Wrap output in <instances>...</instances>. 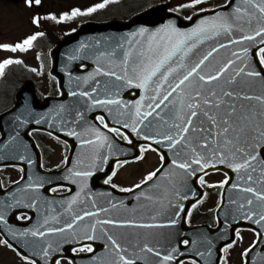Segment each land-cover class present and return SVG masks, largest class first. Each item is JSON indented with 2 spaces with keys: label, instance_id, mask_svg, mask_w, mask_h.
<instances>
[{
  "label": "snow or ice",
  "instance_id": "6c2138e0",
  "mask_svg": "<svg viewBox=\"0 0 264 264\" xmlns=\"http://www.w3.org/2000/svg\"><path fill=\"white\" fill-rule=\"evenodd\" d=\"M24 2L32 7L40 6L42 0ZM109 2L110 0H102L101 3L86 9L77 7L59 17L54 13L49 16L53 20H66L92 13ZM202 2L203 0H188L187 5L179 7H196ZM234 3L235 0H225L223 7L231 8V11L221 10L206 16L189 29L177 27L173 20L154 30L141 27L129 33V38L123 43L116 42L110 51L99 52L94 72L76 78L88 84L90 90L74 91L71 95L83 97L88 111L104 109L106 115L112 117L111 120L106 119L105 115H97L94 122L89 123L85 120V113L78 110L72 119H68L64 115L65 106L60 105V110L55 113L49 110L47 115H40L35 121L37 124H47L49 119H53L59 124L61 131L67 127V134L78 137L79 144L88 153L86 156L81 153L84 159L78 158L72 167L66 169L68 175L64 179L80 185L79 191L67 201L69 212L80 202L82 195L85 201L92 195L87 180L98 166L106 164L112 156L114 136L131 143L133 138L127 131L130 129L148 141L146 148L144 145L140 146L141 154L146 150H155L165 163L148 172L133 188L140 189L141 185H144L148 190L140 192L137 199L142 198L158 205L157 209L150 210L154 211L149 217L153 222L146 223L135 218L117 216L99 219V215L116 209L118 204L109 200L107 207L98 206L93 197L95 210L73 213L70 222H65L63 227H47L44 230L9 228L5 233L6 238L0 243L13 247L14 245L9 243L10 238L27 237L29 234L32 237L44 238L46 233H63L66 229L75 234L76 229L82 227L84 239L95 241L99 238L107 242V254L94 259L91 264H202L199 257L211 256V243L206 236L197 240H177L178 234L175 232L117 234L107 226L113 229L174 227L180 222L182 214L186 222H190L191 213L185 211L182 201L189 200L188 193L192 197H197L198 194L189 184V179L196 177L199 184L204 185L206 169L226 165L235 172L236 180L229 185L231 177L226 176L217 184L229 185L237 195L235 199L231 195L227 198L230 208L225 211V228L229 226V218L239 216L241 220L251 221L261 229H252L257 239L242 253L244 264H250V253L258 245L264 244V0H243V3L236 7H233ZM41 19L39 13L32 17L33 23L37 25L41 24ZM43 35V32H35L21 42L0 43V49L26 50ZM220 37H223L226 43L219 42ZM206 43L208 47H203ZM229 46L235 50L230 51L227 57L221 58L220 50ZM87 47L89 46L85 44L80 45V49ZM70 58L75 60L77 56ZM102 58L107 61V67L100 63ZM21 62L13 57L0 61V76L4 74L6 66ZM101 75L112 79L102 84L96 78ZM132 87L142 89L144 94L136 100H124L120 95L121 90ZM32 115L31 110L26 109L15 119L19 126L23 127L30 123ZM72 125L81 128V131H76ZM18 137L17 132L16 136L9 137L10 144H2L0 147L17 153L20 161L34 164L32 157L25 155L28 145L18 141ZM161 145L173 158H169L167 153L160 150ZM135 158L142 159L143 156ZM169 159V170L162 175L165 183L161 184L157 181L161 179L160 174ZM64 164H68L67 157ZM77 167L86 170H74ZM198 172L201 175L198 176ZM115 175L116 171H112L107 177V182L111 183ZM154 178L157 180L154 181ZM23 179L22 177L21 180ZM149 182L153 183L150 185ZM2 187L0 185V189ZM44 187V177H30L23 188L18 186L15 192L9 193L12 202L8 203L6 199L0 207L11 210L22 204L25 199L29 201V208L36 207L37 202L45 199L39 194V190ZM63 187V184H57L51 187L50 191L55 193ZM123 190L131 192L132 188ZM199 202L198 199L197 203ZM224 203L222 193L220 204ZM122 204V201L119 202V206ZM192 208L195 209L196 204H192ZM85 218H91V222L84 223ZM18 219H25V216L20 214ZM0 223H8L6 214L2 211ZM44 224H48L47 219ZM98 226L102 234L100 237L97 236ZM235 235L240 236V231H236ZM25 243L38 249V257L45 261L51 257L50 264H60L59 245L53 249L52 243L46 240ZM235 243L233 240L225 244L223 251L226 252ZM200 246H204L205 251H200ZM16 249L19 251V246H16ZM71 250L94 252L92 244H82L79 248ZM53 251L56 256H53ZM20 254L27 264H37V260L30 255H24L22 252ZM220 264H227L226 256Z\"/></svg>",
  "mask_w": 264,
  "mask_h": 264
},
{
  "label": "water",
  "instance_id": "95a60500",
  "mask_svg": "<svg viewBox=\"0 0 264 264\" xmlns=\"http://www.w3.org/2000/svg\"><path fill=\"white\" fill-rule=\"evenodd\" d=\"M7 1H16V0H7ZM242 3L243 0H235L233 7H236L237 5H240ZM221 10L231 11V8H224L223 6H221L213 10L197 13L193 15L191 19L186 20L175 13L169 12L168 4H161L156 7H152L140 14H137L128 21H124V22L113 21L110 23H102V24L88 23L86 25H83L76 32L67 35L61 42L58 43V45L52 51L53 67L51 73L57 76V78L59 79V88L62 92L61 95L49 96L46 97L43 101H41L36 95L34 85L32 83H27L22 88H20L16 93V97H15L16 102L13 108L10 111L0 115V132L2 133V138L0 139V145L10 144L9 137L16 136L18 132L19 133L18 141H23L28 145V152L25 153V155L31 156L32 159L35 161L34 164L29 165L27 164L26 161H20L17 158V153L10 151L8 148L0 147V165L19 164L22 165V167L25 170L24 172L25 177L20 183L16 184L7 191L0 189V205H2L6 199L8 203H11L12 201L10 199L9 193L15 192L18 186L20 188H23L24 185L28 182V179L30 177L36 178L37 176L45 178V187L39 190V194L47 201L45 202V199H41L39 202H37L36 207L33 208H29L27 206L29 201L26 199L18 207H13L11 210L0 207V211L4 212L6 214V217L9 218L7 224L0 223V232L4 236L5 233L8 232V228L11 227V223L18 225V228L16 229L19 230L35 229V228H40L41 230H44L47 227H54L49 224L45 225L44 220L47 219L49 223L50 221L49 216L53 215L54 212L57 211L66 212L64 208V203L63 204L61 203L64 202V200H59V198H55L51 196L49 193V189L53 185L65 184V181L62 179V177H56L54 174H46V173L44 174L43 172H41L40 154L35 146V143L29 137V131L32 129H41V130L43 129L50 131L68 141H71L62 134L63 131L60 130L59 124L55 122L53 119H49L47 124L44 122L37 124L35 121L40 118V115H47L49 113V110H51L53 113L60 110L59 109L60 105L65 106L64 115L67 116L68 119L74 117L75 111L71 113L67 110H76V111L86 110L87 106L84 104V98L79 95L72 96L71 93L74 91L79 92L80 90H90L88 84H84L82 80H77L76 78L84 77L87 76L89 72H94L97 64L96 56L98 55V53L101 51H110L116 42L123 43L125 39L129 38L128 35L129 33L135 32L141 27H146L154 30L166 24L169 20H173L175 21L177 27L182 29H189L194 27L199 22L200 19L206 16H211ZM97 41H99V43H97ZM219 42L226 43L223 37L219 38ZM81 44L88 45L89 47L85 49H80ZM203 47H208V44L206 43ZM234 50L235 49H233L231 46L226 47L225 49L220 50V57L221 58L227 57L228 53ZM73 55L77 56V59L75 60L71 59L70 57H72ZM90 58H91L90 68L88 70H82L80 68L81 65L83 64L89 65L88 61H90ZM100 63L105 67L108 66L107 61L103 58L100 60ZM69 73H71V76H69ZM101 76L102 77L98 76L96 78L99 79L102 84L104 81L111 79L104 75ZM143 94H144L143 90L138 89L136 87L125 88L122 89L120 92V95L126 101L139 99V96ZM26 109H30L33 115L30 117L29 124L20 127L15 117L19 113L25 112ZM101 110L103 109H98V111L92 112L91 115L89 116L88 114H85V120L92 121L91 119L92 118L94 119L95 115L98 113L105 115L106 119L108 120L112 119V117L107 116L106 113H104ZM25 114L27 115V113ZM127 131L129 135L133 138L132 140L134 143L126 144L114 138L115 146H114L113 154L109 158V161H107V163L104 164V165H109L110 167L108 169L99 168L98 169L99 174L93 176L94 180L92 187L95 190L107 189L106 186L99 183H101L104 180V178L108 175L115 161L119 159L137 157L140 154V150L138 146L141 143L148 142L144 140L142 136H138L136 133L131 132L130 129H128ZM72 146L73 149L71 153H73L74 150L73 143ZM160 150L165 151L167 149H165L161 145ZM84 152L86 153L85 155H88L85 149ZM168 155L167 156L169 158H173L170 152H168ZM169 167H170V159L168 160L166 167L162 170L161 184H163L164 182V179L162 178L163 172L168 171ZM222 168H224V165H217L215 169H222ZM173 171H175L174 168ZM199 174L200 172L197 173V175ZM231 177L236 178V174L233 170H231ZM156 180L157 178H154V181ZM152 183L153 182H149L150 185ZM189 184L191 185L192 188H195V186H197V178L196 177L190 178ZM229 185L226 188V193H228L233 197L236 195V192L232 190ZM147 190L148 189H146L145 186H142L140 189H136L128 194H118L117 192L116 193L108 192L103 194L101 196V200L99 201H101L102 207H107V202L109 200H111L112 203H117L118 207L110 211H114L115 213H117L120 218L123 217L133 218L136 213L145 214L147 212H149L151 216L154 214V211H150V210L157 209L158 205H154V207H152V203L150 202V205L148 207V204L145 202V200L141 198L140 205H137V207L132 206V204L134 203L133 199H136L137 196H139L140 192ZM182 193H184V191H182ZM18 198L20 197L18 196ZM196 199L197 197H192V199L185 204L186 212L189 206L191 205V203L194 202ZM121 201L123 202V204L122 206H119V202ZM95 202L98 203L97 201ZM86 203H89V201L86 200ZM57 207H60V209H58ZM20 211H27L31 213L33 215L34 221L25 226H22L23 225L22 223L16 222V214L19 213ZM219 218H220L219 227L216 230H214V236L220 235L216 243L217 251H219L220 248L228 241H232L234 236L233 233L237 227L249 226V225L255 226L254 224L251 223V221L249 223H246L245 220H241L239 216H236L235 218H229V222H228L229 232H228L226 231L224 225L225 217L223 216V208H220L219 210ZM184 220L185 218L182 214V218H181L182 224H184ZM58 222L60 224L62 223V221L60 220H58ZM159 228L160 227L151 228L150 233H159L158 231ZM182 234L184 235L183 237H188L186 235L188 234L191 235L192 233L183 231ZM33 240H46L48 242H51L53 245V249H55L56 246L59 245L60 247L59 257H66V256L70 257L68 255V252L71 250L73 245H75L74 242H69L65 238L63 239L57 238L55 236V233H46V236L44 238L32 237L31 234H29V236L27 237L20 236L9 239V241L15 247L19 246V252H22L24 255H30L32 258L37 260L38 264H50V261L52 259L51 257L49 258V260L45 261L43 260L42 257H38L36 255L38 251L37 248H33L26 245L25 241H28L30 244ZM83 242H90V241H83ZM106 243L107 242L105 241L101 244L100 250L107 252V248L105 247ZM94 245L97 247V244ZM53 256H56L55 251H53ZM198 259L200 260V258Z\"/></svg>",
  "mask_w": 264,
  "mask_h": 264
},
{
  "label": "rangeland",
  "instance_id": "374dc122",
  "mask_svg": "<svg viewBox=\"0 0 264 264\" xmlns=\"http://www.w3.org/2000/svg\"><path fill=\"white\" fill-rule=\"evenodd\" d=\"M49 1L45 5L53 8L63 7L70 8L72 6H80L81 8L87 7L95 2H100L101 0H43ZM54 1L55 3L51 4L50 2ZM171 4L180 6L187 5L188 0H171ZM211 4L210 0H203V2L196 7H180V10L189 16V14L195 9H201L205 6ZM128 9H132V5H129ZM35 8L29 7L25 4L24 1L9 3L3 0H0V43H9L14 44L21 42L25 37L36 30L35 26L31 22V17L35 14ZM59 26H55L57 29ZM39 51L35 49H26V50H5L0 49V61L8 57L17 58L20 61L24 62L26 65L25 69L34 68L37 73L42 71V63L37 58ZM25 69L21 68L19 71V77H27ZM40 80L41 91L43 93L48 92L49 90V79L46 76H43ZM9 98V95L7 96ZM6 98V99H7ZM9 99H7L8 102ZM6 102V103H7ZM41 144L45 149V163L47 167H57L63 161L64 148L61 144L49 138L43 136L40 138ZM159 159L154 156L153 153H147L145 157L135 163H131L125 166L118 174V181L121 186H131L135 183H138L143 177L146 176L147 172L154 169L159 164ZM3 174L7 176L9 182L14 181L20 177V171L14 168L4 169ZM220 176H214V180H219ZM241 243L237 244L235 250L231 254L230 259H232L231 264H239L241 249L247 245L251 240V237L242 236ZM0 241H2L0 239ZM0 264H27L23 258H18L17 256L10 252L8 246L0 243Z\"/></svg>",
  "mask_w": 264,
  "mask_h": 264
},
{
  "label": "flooded vegetation",
  "instance_id": "af4514ba",
  "mask_svg": "<svg viewBox=\"0 0 264 264\" xmlns=\"http://www.w3.org/2000/svg\"><path fill=\"white\" fill-rule=\"evenodd\" d=\"M211 176H212V174H209V175L205 176L204 179L210 180ZM201 217L203 219L202 221H205L206 219L211 221V223L214 221V214L210 209H208V207H206V209H204L202 211Z\"/></svg>",
  "mask_w": 264,
  "mask_h": 264
},
{
  "label": "trees",
  "instance_id": "16d2710c",
  "mask_svg": "<svg viewBox=\"0 0 264 264\" xmlns=\"http://www.w3.org/2000/svg\"><path fill=\"white\" fill-rule=\"evenodd\" d=\"M151 1H154V0H151ZM11 69H13V68H11ZM7 78H8L7 75H3V76L1 77V80H0V87H2V86H7V85H8V84L6 83V82H9V80H8Z\"/></svg>",
  "mask_w": 264,
  "mask_h": 264
}]
</instances>
